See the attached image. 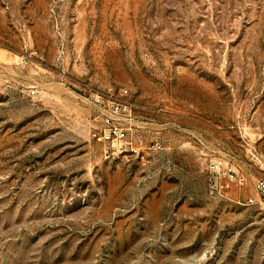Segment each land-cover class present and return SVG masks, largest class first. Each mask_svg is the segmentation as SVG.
Instances as JSON below:
<instances>
[{"label":"rangeland","instance_id":"obj_1","mask_svg":"<svg viewBox=\"0 0 264 264\" xmlns=\"http://www.w3.org/2000/svg\"><path fill=\"white\" fill-rule=\"evenodd\" d=\"M260 177L264 0H0V264H264Z\"/></svg>","mask_w":264,"mask_h":264},{"label":"built area","instance_id":"obj_2","mask_svg":"<svg viewBox=\"0 0 264 264\" xmlns=\"http://www.w3.org/2000/svg\"><path fill=\"white\" fill-rule=\"evenodd\" d=\"M124 95L127 91H122ZM131 105L129 103H119L114 105L111 110L110 116H104L103 126L100 130L91 132V140L101 146L102 154L105 159H115L121 155H139L137 149L133 147V144L128 138V129L122 127L121 120L115 119V117L125 116L130 114ZM223 164L221 160H213L209 163L208 169L217 174V178L209 179V188L213 196L224 198L225 186L223 185L221 178L225 177L231 181L237 182L239 185H244L245 178L240 177L238 172L229 169L222 170ZM254 190L257 195V199H249V205L264 207V177L256 179L254 183Z\"/></svg>","mask_w":264,"mask_h":264}]
</instances>
